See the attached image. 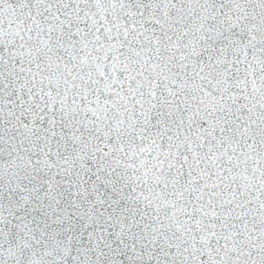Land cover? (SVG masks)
I'll list each match as a JSON object with an SVG mask.
<instances>
[{"label":"snow or ice","instance_id":"6c2138e0","mask_svg":"<svg viewBox=\"0 0 264 264\" xmlns=\"http://www.w3.org/2000/svg\"><path fill=\"white\" fill-rule=\"evenodd\" d=\"M0 264H264V0H0Z\"/></svg>","mask_w":264,"mask_h":264}]
</instances>
